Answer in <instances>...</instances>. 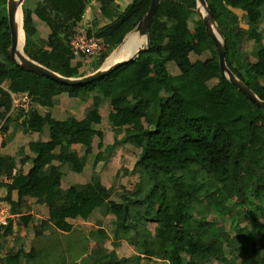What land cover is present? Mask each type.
Returning <instances> with one entry per match:
<instances>
[{
	"label": "trees",
	"instance_id": "obj_1",
	"mask_svg": "<svg viewBox=\"0 0 264 264\" xmlns=\"http://www.w3.org/2000/svg\"><path fill=\"white\" fill-rule=\"evenodd\" d=\"M27 1L22 6L24 54L66 78L96 71L111 50L136 28L150 3L127 0L121 10L118 0H42L33 8H28ZM92 1L99 4L100 14L108 20L102 36L107 47L92 60L75 58L69 50L70 37ZM205 1L221 32L227 67L264 101V46L258 41L262 38L264 0ZM196 5V0H161L149 28L147 51L96 81L69 87L11 61L6 0H0V136L3 138L9 125L21 118L24 133L41 135L47 128L48 138L33 143L38 154L27 171L22 167L30 158L25 155L16 159L3 152L8 139H2L0 186L7 189L4 201L12 213H17L13 195L33 199L62 219L94 221L97 227L101 226L98 214L102 218L114 214L108 230L93 226L82 230V242L74 255H85L83 251L94 243L92 253L99 254L100 264H138L142 254L153 256L154 264H264V111L222 77L213 42L201 21L193 19ZM231 9L243 12L241 20ZM40 16L46 17V37L36 27L39 21L35 17ZM190 20L194 27L187 32ZM241 21L248 25L247 30L239 27ZM244 40L258 41L252 53L254 62L242 53ZM245 71L249 76H244ZM134 86L138 88L132 93ZM8 91H26L34 99L53 104L77 91L79 100L89 105L88 116L67 115L54 121L49 113L32 108L26 114L16 110L18 114L12 118L6 116L10 110ZM106 102L117 108L111 121L115 133L112 146L139 141V153L130 171L139 173L142 190L115 201L106 200L99 183L93 186L98 197L89 198L90 182L76 183L67 178L68 173L81 174L92 156L94 168L102 158L100 108ZM252 140L259 145L257 160H253ZM184 173L195 174L192 181L203 180L204 187L191 191L176 186L174 181ZM242 174L249 178L243 194L244 216L233 199L241 193L239 186L218 192L213 186L215 183L222 188ZM61 197L70 202L68 206L59 204ZM27 220L32 218H21L24 223ZM148 225H153L152 232ZM194 230L198 233L191 235ZM141 233H145V242L132 243L131 238ZM230 233L233 240L242 243L246 253L243 258L223 245ZM73 239L79 244V239ZM109 239L112 250L107 253L104 246ZM123 242L137 255L114 262ZM37 255L31 252V258ZM19 256V251L8 253L0 258V264H12L13 260L19 263ZM107 256L110 258L105 260Z\"/></svg>",
	"mask_w": 264,
	"mask_h": 264
},
{
	"label": "crops",
	"instance_id": "obj_2",
	"mask_svg": "<svg viewBox=\"0 0 264 264\" xmlns=\"http://www.w3.org/2000/svg\"><path fill=\"white\" fill-rule=\"evenodd\" d=\"M41 1L42 0H37L35 5L39 4ZM127 2H128L127 0H118L116 3L119 4L121 10H124ZM99 8H100L99 4L96 1L90 2L86 6V10L81 16L80 22L82 20V23H89L91 25L89 34L94 37H99L103 39L102 37L104 33L103 28L104 26H106V24H108V20L102 17V15L100 14ZM235 14L238 16L239 20H241V18L244 15L243 13L240 15H238L237 13ZM37 20H39V24H36L37 29H42L44 34H47L45 23L43 24V22L39 18H37ZM79 23L77 24V26L79 25ZM242 25L246 28H244ZM261 25H260V31H261L262 37L264 38V27H262ZM239 27L244 30L248 29V25L244 21L240 22ZM261 39L258 41H261ZM258 41H255V43H258ZM120 54L123 55V58H127V57L132 56V51L125 49ZM104 105L105 104H103L102 107L100 108V115L102 119H103L102 111H103ZM3 106L4 105H2V107ZM87 107L89 108V105L87 103L79 100L78 92L72 91L69 93L68 96L60 97L59 103L57 104L55 103L53 104L50 100L34 99L33 108L37 109L41 114L49 113L51 117L55 119L54 121H57V120L59 121V120L64 119L67 115H73L78 118H83L84 116L82 115L79 116L75 111L76 110L83 111V114H84V110H86ZM5 110L6 108L4 107L2 108L1 111L4 112ZM17 114H18L17 111L9 110L6 116L11 115V117L14 118L15 116H17ZM65 114L66 116H64ZM22 120L23 119L20 118L16 121H13L11 123L12 125H9L7 134L3 135V138L7 137L8 139V142L3 152L9 154L12 157H15L16 159H20L24 157L25 155L28 156L30 158L29 159L30 161H28L22 167L24 171H27L28 168L30 167L31 159L35 158L38 154V149L33 147V143L39 140L46 141L48 138H47V128H44V132L41 135L30 133V132L24 133L23 130L21 129ZM3 138L0 136V144ZM104 140H105V137H104ZM104 140H103V145L105 143ZM109 148H106L104 146V149L101 150L100 154L102 155V158L104 154H107L106 151L109 154L110 152ZM102 158L98 162L96 166L97 168H99L100 166H104L105 162L101 161L103 160ZM90 162H91V158H89L87 162L88 164L86 163L87 166L90 165ZM112 167H113V162L111 161V158H110V162L108 164L107 170H105L104 172H101L99 175L100 181H102V183L104 180H107V178L109 180H113L115 173H117V169L120 168V165L115 166V168H113L111 171H108V169ZM85 168L86 167H84V170L82 173H84ZM122 168L125 170L124 173L127 172L128 174V177H126V179H128L129 177L137 176L140 181V184H137L138 186L136 188L134 187L132 190L131 189L124 190L123 192H127V193L122 196H119V198L124 197V196L138 195L142 190L141 178H140L139 173L131 172L130 167H128V165L122 166ZM86 170H88V168ZM107 173H109V176H106ZM67 178H69L68 180H73L70 173H68ZM90 181L91 180L89 176L88 179H86V181L84 182L82 181L81 182L74 181V182L86 183ZM4 182L7 183L6 181ZM107 186H108L107 188H110L112 185H107ZM103 191L105 192V190ZM113 193L116 194L115 191ZM6 194H7L6 187L0 186V199L4 200ZM105 197H106V200H112V201L118 199V198L113 199L112 196H108V195H105ZM91 198H95V197H91ZM12 200L16 204L17 213H12L11 206L9 205L8 223L5 227L0 228V258L4 257L8 253L11 254V253H15L18 251L20 252L19 263L18 261L13 260L14 262L12 264H16V263L17 264H36L34 262L35 259H39V262L41 263L44 262V264H76V262L74 263L76 258H74L73 252L74 250L76 251V246L81 244L80 242L79 244H75V241L73 239L74 238L73 234L75 233L76 226H78V224L79 225L84 224V225H90L96 228H101V229L106 230V228L104 227L105 225L104 223L108 219H112L113 217L112 215H108L102 218L98 214L97 219L101 221V226L97 227L96 225H94L95 223L94 221H92L93 222L92 223L89 221L85 222L79 219H76V220L62 219L58 217L57 215L47 212V210L42 205L37 204L35 200L33 199L26 200L22 197H16L15 195H13ZM69 203L70 202L68 200L63 199L62 197L59 200V204L63 207L68 206ZM23 217L25 218L29 217V218H32V220H27L24 223L21 221V218ZM77 221L78 223L76 224ZM135 240L137 239L135 236H133L131 238V242L137 244ZM122 244H128V243L123 242L121 243V245ZM104 248H106V244ZM32 251H35L38 253L36 257L33 256L34 258H31ZM39 251L41 254H39ZM69 251L71 253H69ZM132 253L133 254H131L130 257L137 255L135 251ZM117 255H118V252L116 254L114 262H117L118 260L123 259V258L118 259ZM140 256L141 258H150L151 260H154V257L148 254H145V255L142 254ZM80 257L83 260H85V258H89V256L87 257L86 255L85 256L82 255Z\"/></svg>",
	"mask_w": 264,
	"mask_h": 264
},
{
	"label": "rangeland",
	"instance_id": "obj_3",
	"mask_svg": "<svg viewBox=\"0 0 264 264\" xmlns=\"http://www.w3.org/2000/svg\"><path fill=\"white\" fill-rule=\"evenodd\" d=\"M27 2H28L27 3L28 8H33L35 3L37 2V0H28ZM21 12L23 14V10ZM262 14H263L262 15L263 21L261 23L262 24L261 26L264 27V10L262 11ZM203 15L205 16V12L203 13ZM39 18L43 22V24L46 22L45 16H40ZM193 19L195 20V19H199V18H198V16H195V18H193ZM35 20H37L36 17H35ZM37 21H39V20H37ZM188 25H189V28H188L187 32H192L194 25H193V23H191V20L189 21ZM244 28H246V27H244ZM38 32L43 37H46V34H44L42 29H38ZM130 33H129L130 35L128 34L129 36L127 37L124 45H122L119 49L117 48L118 46L115 47L114 49H112L109 56H108L109 57L108 61L106 63L103 62V64L100 67H102L103 65L106 66L109 63H115V62L122 60L123 55H121L120 53L123 52L125 49L132 51V55H133L134 52L136 51V49H138L139 46L145 41L143 37H139V35L137 33H134V30L131 31ZM259 43H261V45L264 46V38L263 37ZM257 45H256L255 41L246 42V40H244V42L241 45L242 51H244L242 53L245 54L248 57V59L252 62H254V58H253L252 53H253L254 49H256ZM22 46H23V42L21 41V32L19 31L18 52H20V53L22 52ZM141 47H145V45L142 44ZM206 55H207V53L203 54L201 56V59H204L206 57ZM229 58H230V61L232 62L233 59L231 58L230 54L228 56V60H229ZM85 60H89V59H85ZM234 71L236 72V70H234ZM239 72H240V70H239ZM243 74L245 77L249 76L248 71L243 72ZM137 88H138V86H134L132 88V93H135ZM116 110H117V108L114 105L112 106L109 102H106L105 105L103 106V111H102L103 119H102V123L99 125V129H101L102 132L104 133V137H105L104 146L106 148L110 147L109 150H110V152L112 151L111 153L109 152V154H104L105 156L103 155V158H102L103 160H101V161L105 162L104 166H100L99 168H97V167L92 168V163H91L93 160V156H92L90 165L87 166V164H88L87 163L85 166L86 168H85L84 173H82V174L70 173L72 176V179L74 181H78V182H81V181L84 182L90 176V180H91L90 183L92 186L87 190V196H89V198L98 196L97 191L93 187L96 183H99L101 189L105 190V192L103 191L105 193V195L112 196L113 199L119 198V196L126 194L127 192H123L124 190H130V189L132 190L134 187L136 188L138 186L137 184H140V181H139L137 176L129 177L128 179H126V177H128V174H127V172L124 173L125 170L122 168V166H126V165H128V167H130L129 165L131 164L133 158L136 157V155L139 153V141H136L135 143H131V144L128 143V144H125L122 146H114V147L112 146V141H113L115 133H114V129L111 125V121L113 120V118L116 114ZM88 111H89V108L87 107L86 110H84V114H83V111H77L76 110L75 112L79 116L82 115L84 117H87ZM62 116H63V114H62ZM64 116H66V114ZM10 125H12V124H10ZM21 129H22V126H21ZM119 137H120V135H119ZM97 142H98V139H95L94 150L96 153L99 152L96 148ZM250 144H251L252 148L254 149L253 160H257L259 157V145L257 144V142L255 140H252L250 142ZM110 158H111V161L113 162V167L109 168L108 171H111L113 168H115V166L120 165V168L117 169V173H115L113 180H109L107 178V180H104L102 183V181H100L99 175L101 172H104L105 170H107L108 164L110 162ZM113 158H114V160H113ZM106 163H108V164H106ZM87 168H88V170H86ZM243 169H245V166L242 167V170ZM119 171H120V173H119ZM109 173H107L106 176H109ZM194 175L195 174L184 173L181 177H179L176 181H174V184L178 187H182V188H185V189H188L191 191H198L199 189L204 187L205 183L203 180H198L197 182H193L192 178ZM207 177L209 179H211L210 175H207ZM107 185H112V186L110 188H107L108 187ZM213 186L215 187L216 192H218L219 190L231 191L235 187L239 186L241 188V193H237V195L233 199L235 202V206L240 207L241 216H244V213L246 212V207L244 205L245 204V198H244L243 194L249 186V178L245 174H242L237 179L230 180L229 183L222 188L219 187L215 183H213ZM116 187H117V189H116ZM118 190H120V191H118ZM114 191L116 192V194L113 193ZM119 213H121V211ZM112 216H114V214ZM110 220L111 219H108L104 223L105 224L104 227L106 228V230H108L110 227ZM77 223H78V221L76 222V224ZM253 224L255 225L257 223L253 222ZM148 226L152 232L153 231V225H148ZM263 227H264V225H263ZM86 228L88 230L91 228V226L90 225H84V224H81V225L78 224V226H76L75 233L73 234V237L74 238L76 237L77 239H79V242H81L83 236L81 237L80 233L82 232L83 229H86ZM195 233H198V231H196V230L190 231L191 235H193ZM232 235H233V233H230L229 235H227L225 237L223 245L235 250L236 251L235 255L237 258L238 257L243 258L244 256H246V253L243 250V245L238 240H233ZM135 237L137 239V240H135L137 242V244L145 242L144 241L145 240V233L138 234ZM105 244H106L105 250L108 253L112 250L111 249L112 248L111 239L106 241ZM86 248H87L86 251H83V253L85 252L84 254L87 257L90 255L89 258H85V260H83L80 258L81 255H79V254L74 255V258H78L76 260V264H100L98 261L99 260V258H98L99 254L96 252H95V254L92 253V250H94L96 248V245H94V243H93L91 245V248L89 245ZM117 252H118V255H117L118 259L119 258H129L131 256V254H133L132 252H134V248L128 244H122L119 246V248H117ZM107 258L109 259L110 257L107 256L105 258V260H108ZM113 261H114V259H113ZM34 262L36 264H44V262H42V263L39 262V259H35ZM138 264H154V263H153V260H151L150 258H142Z\"/></svg>",
	"mask_w": 264,
	"mask_h": 264
},
{
	"label": "water",
	"instance_id": "obj_4",
	"mask_svg": "<svg viewBox=\"0 0 264 264\" xmlns=\"http://www.w3.org/2000/svg\"><path fill=\"white\" fill-rule=\"evenodd\" d=\"M25 0H6V17H7V25L10 35V45L8 49L9 57L13 63L17 66L25 69L29 72L37 74L39 76L48 78L58 84L69 86V87H77L81 85L88 84L90 82L96 81L111 71L117 69L121 65L127 64L138 58V56L143 51H147L150 47V37H149V28L152 23V20L155 16V13L159 7L161 0H150L149 7L144 14L143 18L140 20L134 32L137 33L140 37H145V47H139L136 49L134 54L130 57L123 58L122 60L113 63L112 65L104 68L103 66L94 71L89 75H85L79 78H66L63 77L45 67L39 65L38 63L30 60L23 52H18V38H19V26L17 23V11L18 8H21ZM196 13L204 26L205 33L209 37V39L213 42L215 51L217 53L218 65L221 71L222 77L228 80V82L233 85L237 91L241 92L245 95L252 103L256 105L257 108L264 111V101L260 100L252 90H250L241 80H239L232 71L227 67L225 62V52L226 48L223 42V38L221 32L217 29L214 20L210 14V11L207 7L205 0H196ZM200 8H202L205 12V16L200 13ZM233 12L238 15L242 14L241 10L231 9ZM22 25H23V15H22ZM23 30V29H22ZM24 33V32H23ZM129 34V33H128ZM125 35L122 42L118 45V49L124 44L126 37ZM24 47V42H23ZM108 58V57H107ZM106 58V59H107ZM105 59V61H106ZM104 61V62H105Z\"/></svg>",
	"mask_w": 264,
	"mask_h": 264
},
{
	"label": "built area",
	"instance_id": "obj_5",
	"mask_svg": "<svg viewBox=\"0 0 264 264\" xmlns=\"http://www.w3.org/2000/svg\"><path fill=\"white\" fill-rule=\"evenodd\" d=\"M91 25L79 23L72 33L69 41V50L73 57L93 59L99 57L105 50L106 44L103 39L89 34ZM10 111L21 110L25 114L34 107V98L26 91L9 92ZM9 219V204L0 199V228L5 227Z\"/></svg>",
	"mask_w": 264,
	"mask_h": 264
},
{
	"label": "bare ground",
	"instance_id": "obj_6",
	"mask_svg": "<svg viewBox=\"0 0 264 264\" xmlns=\"http://www.w3.org/2000/svg\"><path fill=\"white\" fill-rule=\"evenodd\" d=\"M201 12H204V10L202 9V8H200V13ZM202 14V13H201ZM22 12H21V8H18V11H17V15H16V18H17V23H18V26H19V31L20 32H22ZM135 33V32H134ZM131 34V33H130ZM129 34V35H130ZM128 35V36H129ZM127 36V37H128ZM127 37H126V39H127ZM140 37V36H139ZM143 38H144V40H145V37L143 36ZM126 39H125V41H126ZM134 40V39H133ZM125 41H124V43H125ZM18 44H19V38H18ZM124 45V44H123ZM22 50H23V46H22ZM123 50V49H122ZM121 50V51H122ZM130 51V50H129ZM113 63H109V64H107L106 66H104V68H106V67H108V66H110V65H112Z\"/></svg>",
	"mask_w": 264,
	"mask_h": 264
},
{
	"label": "flooded vegetation",
	"instance_id": "obj_7",
	"mask_svg": "<svg viewBox=\"0 0 264 264\" xmlns=\"http://www.w3.org/2000/svg\"><path fill=\"white\" fill-rule=\"evenodd\" d=\"M243 13V12H242Z\"/></svg>",
	"mask_w": 264,
	"mask_h": 264
}]
</instances>
